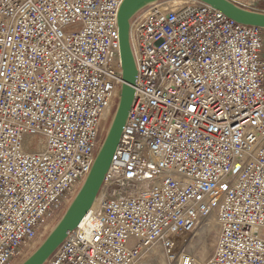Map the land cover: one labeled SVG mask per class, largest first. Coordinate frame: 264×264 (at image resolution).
<instances>
[{
    "label": "built area",
    "instance_id": "1",
    "mask_svg": "<svg viewBox=\"0 0 264 264\" xmlns=\"http://www.w3.org/2000/svg\"><path fill=\"white\" fill-rule=\"evenodd\" d=\"M264 13V0H228ZM123 0H0V264L76 195L122 85ZM130 21L132 106L95 200L44 264H264V29L193 0ZM217 228L212 255L196 231Z\"/></svg>",
    "mask_w": 264,
    "mask_h": 264
},
{
    "label": "water",
    "instance_id": "2",
    "mask_svg": "<svg viewBox=\"0 0 264 264\" xmlns=\"http://www.w3.org/2000/svg\"><path fill=\"white\" fill-rule=\"evenodd\" d=\"M165 1L168 0H123L121 3L116 21L119 35L122 85L113 119L96 152L89 174L68 205L63 216L39 247L21 264H44L61 245L66 235L77 228L94 204L119 143L122 129L135 94L137 72L129 40L130 21L137 13L148 6ZM193 1L211 7L239 25L264 29V13L242 9L228 0Z\"/></svg>",
    "mask_w": 264,
    "mask_h": 264
},
{
    "label": "rangeland",
    "instance_id": "3",
    "mask_svg": "<svg viewBox=\"0 0 264 264\" xmlns=\"http://www.w3.org/2000/svg\"><path fill=\"white\" fill-rule=\"evenodd\" d=\"M162 4H163V7H177V6H182V5H185L188 3H187V0H168V1L162 2ZM105 135L106 134H104L102 136L100 145H101ZM100 145H99V147H100ZM70 202L64 203L62 205L60 210L57 213H55L53 215V217L49 220V222H48L47 226L44 228V230H42L39 233V236L33 242H31L27 248H25L21 252L20 256H18L13 261L12 264H21L26 258H28L39 247V245L44 241V239L47 237V235L51 232V230L55 227V225L61 219V217L63 216V214H64L65 210L67 209L68 205L70 204ZM200 232L201 231L198 229L196 231V235L193 238V244H194L193 253L195 254V256L197 257V259L200 262H207L212 255L213 244H214L215 236L217 233V228H216V225L211 224L210 228L207 230V232H205V233H200Z\"/></svg>",
    "mask_w": 264,
    "mask_h": 264
},
{
    "label": "bare ground",
    "instance_id": "4",
    "mask_svg": "<svg viewBox=\"0 0 264 264\" xmlns=\"http://www.w3.org/2000/svg\"><path fill=\"white\" fill-rule=\"evenodd\" d=\"M111 123V122H110ZM109 129V128H108ZM108 129H107V131H108ZM106 131V132H107ZM95 205H96V202H94V204L92 205V209L95 207Z\"/></svg>",
    "mask_w": 264,
    "mask_h": 264
}]
</instances>
